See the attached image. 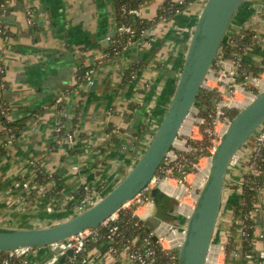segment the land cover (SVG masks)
I'll return each mask as SVG.
<instances>
[{
	"label": "crops",
	"instance_id": "1",
	"mask_svg": "<svg viewBox=\"0 0 264 264\" xmlns=\"http://www.w3.org/2000/svg\"><path fill=\"white\" fill-rule=\"evenodd\" d=\"M200 1L191 0L170 19L155 22L166 0H142L141 18L152 22L151 33L112 57L107 54V36L116 28L114 0L9 3L11 9L4 15L7 29L0 34V64L7 74L5 87L0 88V105L10 104L11 119H21L23 129L4 142L0 117V212L5 214L0 215V224L14 225L4 221L10 217L20 223L14 226H31L25 217L44 213L47 218H66L74 214L81 186L90 185L102 196L125 175L122 164L137 160L169 104L202 3L198 9L194 5ZM244 6L261 9L260 17L245 20L242 16L240 23L259 35L262 49L249 46L247 55L260 62L264 59V0H247ZM30 9L34 24L28 21ZM82 67L93 70L94 88L77 77ZM59 96L63 100L58 102ZM61 118L67 128L76 129L72 143L55 142L54 127ZM32 161L57 178L46 183V192L24 198L13 181L27 173ZM55 184L61 188L55 190ZM34 198L40 199L38 207L21 208V201L33 203ZM237 198L236 191L224 195L214 241L221 240L230 204ZM259 201L261 207L253 219L264 248L263 191ZM158 209L154 200L146 201L135 208V214L145 220ZM158 228L168 232L171 225L163 222ZM89 251L103 264H134L129 246L116 258L108 256L104 242L90 244ZM45 254V249L39 250V255Z\"/></svg>",
	"mask_w": 264,
	"mask_h": 264
},
{
	"label": "water",
	"instance_id": "2",
	"mask_svg": "<svg viewBox=\"0 0 264 264\" xmlns=\"http://www.w3.org/2000/svg\"><path fill=\"white\" fill-rule=\"evenodd\" d=\"M247 0H205L192 27L183 65L169 104L142 153L130 170L93 204L56 223L43 226L0 224V250L21 246L44 247L83 229L99 226L140 192L160 168L175 144L181 127L195 105L203 81L227 41L231 24ZM97 79L91 83L94 88ZM215 99L213 102L215 104ZM264 121V89L231 119L211 154L208 174L189 213L183 212L177 197L160 185L152 188L153 200L166 195L171 205L145 219L146 229L165 222L184 231L178 264H206L221 212L231 158L253 136ZM154 234V239H157ZM72 254L73 251L69 250Z\"/></svg>",
	"mask_w": 264,
	"mask_h": 264
},
{
	"label": "built area",
	"instance_id": "3",
	"mask_svg": "<svg viewBox=\"0 0 264 264\" xmlns=\"http://www.w3.org/2000/svg\"><path fill=\"white\" fill-rule=\"evenodd\" d=\"M186 0H171V2L164 6L162 5L160 7L161 13L159 12L155 18L156 21H166L173 17L176 13L182 11L180 8V4H184ZM11 1H6L3 4L2 12L0 13V16H3L7 13V7H9V3ZM142 3H140L139 6L131 7L128 9V12L138 15L141 17V7ZM124 11H127L126 8H123ZM248 16L251 17H260L259 13L261 9L259 7H255ZM28 21L30 23H34L33 18V12L30 9L28 12ZM7 28V24L5 26ZM151 27H144L141 30V33L138 37H135V28L132 27L130 24H121L118 25L115 28V32L118 31L119 33H127L126 40L122 43L121 49L127 48L130 44H133L139 40H141L144 36H148L151 33ZM109 34L107 36V39L111 43H115L117 39L114 37V34ZM256 36L258 38V34L256 33ZM229 40V36L227 38V41ZM226 41V42H227ZM117 46H114L116 53H120V50L116 48ZM249 48V47H248ZM248 51V50H247ZM246 51V52H247ZM222 52V51H221ZM220 54L214 60L211 68L208 70V73L206 74L204 81H203V87L207 90H211L215 94V104H213V110L209 114L210 121L212 122L213 126L207 125L204 129V132H207L208 135L211 137V144L208 146L211 150V154L216 148L217 144L220 141L221 134L224 132V130L227 128L229 122L231 121V116L226 114V110L229 108L237 107L242 108L245 106L254 96L255 92L247 87L248 83L255 84L259 87V90H261L262 85V78L263 76L260 75H254L251 72L247 73V71H244L239 74V70L244 67V57L243 55L238 56H232V57H223ZM108 54V53H107ZM0 70L4 71V67L2 64H0ZM85 82L87 84H91L93 82V70L91 68L86 69L84 75H83ZM2 88L5 87V83L3 82ZM242 91L247 95L245 97H238L237 92ZM63 96H59L57 101H62ZM196 106V107H195ZM192 110L190 111L189 115L192 112L196 113V116L194 117V121L196 123L193 124V126H197L199 132L201 135L197 136L194 139H202L204 136V132L201 129V125L206 122L207 117L202 116L199 114V106L195 105ZM10 109L11 106L9 103H2L0 105V111L2 114L10 117ZM187 116V117H188ZM185 122V121H184ZM184 125V123H183ZM182 125V128H184ZM65 128V134L63 136L58 137L57 141L60 144H63L65 142L72 143L76 140L77 132L76 129H66V124L62 119H59L54 127V130L56 132H61L62 129ZM181 130L178 136L181 135ZM8 139H12V133L6 134ZM256 147L255 152L253 155V159L250 161L246 168V173L249 174H263L264 171L259 169L256 165V158L261 155V149L264 145V121L261 124L260 128L256 131ZM176 140H179L177 138ZM185 142L187 141L186 138H184ZM176 142V141H175ZM184 142V143H185ZM175 145V144H174ZM187 148L186 151H191L194 149L192 145H190L187 142ZM183 150H175V148L170 149V151L167 153L166 157L164 158V162H167L168 157L173 153V157H171V167H169V171L175 170L174 172H178L177 175H174L173 173L167 174L165 178H161L159 176V173L155 174L151 180L147 183V185L138 192L132 199H130L123 207H129L132 204H135L136 207L141 206L146 201H152L153 196L150 194L152 188L154 186L162 185L164 181H168L170 184L172 182L176 183V185L179 187H184V190L181 192L182 196H179L178 192L172 191V190H165L171 195H174L178 198L180 201V207L183 201V197L185 196V192H188L189 195H191L193 198L192 202H188L191 205V209L195 204L196 196L198 193V190L204 183L206 176L208 174V171H204L202 169V159H211L210 155H203L200 156L198 160H189L187 156L182 154L181 152H186ZM181 159H184V161H180ZM240 161V156L238 152L231 158V162L229 165L230 167H234L238 164ZM173 162V163H172ZM190 167H188V165ZM161 165V170H162ZM210 167V166H209ZM194 175L193 179H189V175ZM34 178V177H33ZM190 181V188L185 187V182ZM30 179L20 181L18 179L14 180L13 186L16 188H29L31 183ZM44 185L40 184V187ZM88 188V187H87ZM264 187L258 188V197L257 201L254 204V209L252 211V214L255 211H258L261 207L259 198L260 193ZM93 188H89L85 195L81 197L78 201V203L75 206V210L81 211L85 209L86 207L93 204L97 199L93 196ZM190 209V210H191ZM186 211L187 213L190 212ZM135 212V209H134ZM118 217V211L111 214L109 217H107L99 226L97 227H89L86 229H83L69 237H66L64 239H59L53 242L48 243L44 247H35L31 245L27 246H21L16 247L13 249L8 250H0V264H103L97 260H94V257L92 254H90L89 251V243L91 241H96L101 238V231L100 226H107L110 225V230L107 235V239L104 241L106 244V251L109 254L111 258H116V255L118 254V248L113 243L114 237L118 234L117 230L119 228L118 224H110L112 221H115ZM142 219V218H141ZM144 220V219H142ZM145 221V220H144ZM168 224V223H167ZM171 225V224H169ZM254 229L256 228V223L254 221L253 223ZM184 231L179 230L178 227L171 225V228L169 231H165L159 228H156L151 231V235L157 234L158 238L157 241L160 243V245L168 250V259L167 264H178V251L176 249L177 246L180 245L183 236H181L180 233ZM175 234L174 238L171 240L169 244H166V239L168 236ZM261 236L264 237V233L261 234ZM149 241V238L147 237L145 240V244ZM215 246L216 248V256L209 259V254L211 247ZM209 250L208 258L206 261V264H227L229 258L227 257V254L225 252V244L220 241H213L212 245ZM45 249L46 254L45 255H39V250ZM256 249V248H255ZM69 250H72L73 253L70 254ZM131 250V249H130ZM248 258H252L254 260V264H264V248H261L260 250L256 249V257L252 253L247 254ZM130 259L134 264H157L156 263V252L154 248L150 246H144L143 250H131L130 251Z\"/></svg>",
	"mask_w": 264,
	"mask_h": 264
},
{
	"label": "trees",
	"instance_id": "4",
	"mask_svg": "<svg viewBox=\"0 0 264 264\" xmlns=\"http://www.w3.org/2000/svg\"><path fill=\"white\" fill-rule=\"evenodd\" d=\"M6 1H12V0H0V13L3 9V4ZM205 1V0H204ZM171 2V0H166V2L163 3L164 6L168 5ZM191 0H186L184 4H180V8L184 9ZM140 3H142V0H114V9H115V21H116V27L121 24H130L132 27L135 28V37H138L141 33V30L144 27H150L152 25V22H146L143 18H141L138 15L132 14L128 12V9L131 7L139 6ZM123 8H126L127 11H124ZM10 6L7 7V13L10 11ZM246 9L243 5L241 9L239 10L237 16L235 17L233 23L231 24L228 32L229 40L224 43L223 49L221 52V55L223 57H232V56H238L243 55L244 60V67L241 68L239 71V74L247 71V73H252L254 75H260L264 71V59H262L260 62L255 61L253 58L249 57L247 55V50L249 46H256L258 49H262L261 45L258 43V38L256 36V31L252 30L248 27H246L241 23V17L244 16V19L246 20L248 15L251 13V9ZM161 13V9L159 10ZM158 12V13H159ZM6 20L3 16H0V34L6 32ZM34 24V23H32ZM114 37L117 39L115 43H111L108 47V56H116L118 53H116L114 46H117L118 50L121 49L122 43L127 38V33H119L118 31L115 32ZM123 51V49L120 50V52ZM216 60V59H215ZM86 67L79 68L77 72V77L81 82L85 81L83 75L86 71ZM134 72L132 71L130 76H134ZM5 83V70H0V88H2V83ZM247 87L251 90H253L255 93L259 92V87L255 84L248 83ZM215 98V94L211 90H207L206 88L202 87L199 95L197 97V101L200 104V111L199 114L202 116H206L207 120L201 125V129L204 132V129L207 125L213 126L212 122L210 121L209 114L213 110V99ZM240 109L237 107L229 108L226 110V114L230 115L231 118H233L237 112ZM0 117L2 119V122L4 124L3 133L5 136L6 134L12 133L13 138L18 134L19 131H21L23 122L21 119H11L10 117L4 115L0 111ZM64 121V118H61ZM260 128V127H259ZM66 129H72L67 128ZM55 131V130H54ZM55 142L58 143L57 139L60 136H63L65 134V128L62 129L61 132L55 131ZM253 137V136H252ZM251 137V138H252ZM250 138V139H251ZM256 137L254 136V140ZM7 143V137L4 141ZM248 142V141H247ZM188 143L194 147L191 151L181 152L185 156L188 157L189 160H198L200 156L203 155H210L211 150L208 146L211 144V137L207 134V132H204V136L202 139H192L190 138ZM61 145V144H60ZM255 152V150H254ZM254 155V153H253ZM241 159V158H240ZM253 159V157H252ZM251 159V160H252ZM256 165L259 169L264 171V145L261 149V155L256 158ZM250 160V161H251ZM180 161H184V159H181ZM248 162V164L250 163ZM165 162L163 161L161 165H163ZM188 167L189 164H187ZM35 171V173H33ZM161 171V167L158 169L156 173H159ZM178 172H174V175H177ZM34 177V178H33ZM56 174L55 173H49L47 172L37 161H32L30 164V168L27 171L26 174L18 175L16 179L23 181L30 179V183L36 182L39 184L44 185L47 183L50 179L56 180ZM88 187V188H87ZM264 187V173L263 174H245V180L242 185V190L240 194H238L237 200L230 204L233 207V211L235 213V221L233 224V228L236 229L238 225H240L241 231L238 235L240 241V244L243 245L244 252L246 253V257L248 253H252L256 257V249L255 245L253 243V235H254V219L252 211L254 209V204L257 201L258 197V188ZM61 187L59 184H55L54 189L59 190ZM89 188H92L89 186H81L79 188L78 192H80V198L85 195L87 190ZM56 193V192H55ZM152 195V190L150 192ZM59 195V193L57 194ZM104 195V194H103ZM102 195V196H103ZM153 196V195H152ZM159 209H167L171 205L170 199L166 195H160L158 200ZM136 208L135 204H132L129 207H122L118 210V217L115 221H112L110 224H118L119 228L117 230L118 234L114 237L113 243L117 246L118 252H120L123 248L126 246H129L131 250H143V247L150 246L154 248L156 252V263L157 264H167L168 259V250L163 248L160 243H158L157 239H154V235H151L152 230L146 229V223L144 220H142L139 216H137L134 212V209ZM110 230V225L107 226H100L101 231V238L96 241H91L90 244H101L107 239V235ZM149 238V241L145 244L146 238ZM236 233L233 232V236L229 238V241L225 244V252L227 254V257L229 258V254L232 251H236L237 247V240H236Z\"/></svg>",
	"mask_w": 264,
	"mask_h": 264
},
{
	"label": "rangeland",
	"instance_id": "5",
	"mask_svg": "<svg viewBox=\"0 0 264 264\" xmlns=\"http://www.w3.org/2000/svg\"><path fill=\"white\" fill-rule=\"evenodd\" d=\"M201 3L203 5L204 0H201L199 4L194 5V8L198 9L200 7ZM188 5L185 7V9L188 7ZM201 8H202V6H201ZM6 75L7 74L5 73V77H6ZM261 76H264V71L261 73ZM260 88L264 89V78L262 80V85H261ZM246 95H247V93L245 94L242 91H238L237 92V96L238 97H245ZM199 109H200V107H199ZM190 116H191L190 119H191L192 123L196 125V123L194 121V117L196 116V113L192 112L190 114ZM10 118H12V117L10 116ZM158 125H159V123H158ZM158 125H157V127H158ZM188 128L191 129V127H188ZM189 129L181 130V135L178 136V138H179L178 141L180 143H182V145L175 143V145H173V148H175L176 151L177 150L186 151V148L188 146L187 142L189 141V139L190 138L194 139L197 136L201 135L199 132H197L199 130V128H197V126H193V128L191 130H189ZM254 136H256V132L253 134V137L251 139H249L248 142L245 143L238 150V154H239L240 158L242 159V161H239L236 166L229 168L228 175H227V178H226V184H227V186H229V188L224 192L225 196L229 195L233 191H236L238 194H240V192L242 190V185H243V182L245 180L246 168L248 166V162L253 157V153H254V150H255V147H256ZM184 138H186V140H187L186 142H185ZM171 157H173V153H171V155L168 157L167 162H165L163 164L162 170L159 172V176L161 178L162 177L165 178V176L167 174L173 173L175 171L174 169L172 171H169V167H171V161H172ZM134 163L135 162L133 161L132 163H128V164L127 163H123L122 164V170L125 171L124 174H126L130 170V168L133 166ZM206 163H207V159H202V164H205L204 168L209 164V163H207V164ZM33 173H35V171ZM193 176L194 175H192V174L189 175V179L192 180ZM119 180L115 181L114 185L117 184V182ZM49 183H50V181L47 184H49ZM13 184H14V181H13ZM47 184L45 183L44 186L40 187L39 183L32 182L29 188H24V189L18 188V189H20L22 197L25 198L27 195L29 196V193H32V192H36L37 194H42V193L46 192ZM85 184H88V183L85 182ZM113 186H111L110 189ZM185 187H189V188L191 187L190 186V181L187 180V182H185ZM262 191L264 193V189H262ZM92 194H93L95 199H97V198L99 199L101 197L99 195V191L98 190H94ZM192 198L193 197L191 195H189L188 192H185V196L182 199L187 200L189 202H192V200H193ZM34 199H35V201L33 203H28V202L26 203L25 201H21V203L23 204L21 206V208L25 209V208H28V207H31V208H34L36 206L38 207V202H39L40 199L39 198H34ZM223 199H224V197H223ZM18 202H19V205H18V203H16L17 205H15V203H9V205L10 204H14L15 208H16L14 210L18 211V210H20L19 206L21 204L20 200ZM179 204H180V201L177 202V206ZM77 212H79V211L75 210L74 214H76ZM2 213L3 212H0V215H5L4 213L3 214ZM74 214H72V215H74ZM65 217L67 218L69 216H65ZM63 219H65V218H63ZM63 219L60 216H58V215L55 216V217L47 218V215L45 213H44V215L37 216L36 218L25 217V221H27V223L29 225L33 226V227L47 226V225L56 223L58 221H61ZM235 219H236L235 218V213L233 211V207H231V209L227 212L226 221L223 224V229L221 231V237H220L221 240L220 241L222 243L226 244L229 241V238L231 236H233V232H234V233H236V237L235 238H236L238 244H237V247H236V251L230 252V254H229L230 257H229V260H228L227 264H254L253 263L254 260L252 258L246 257V253L244 252L243 245L240 244V241H238V239H239L238 235H239L242 227L240 225H238L236 229L233 228V224H234ZM4 221H7L9 223H13L14 225L20 224V223H18V221H14V218H10V217L4 218ZM252 240H253V243L255 245V248L257 247V249H260V248L263 247L262 238L260 237V232L259 231H257V232L254 231V235H253Z\"/></svg>",
	"mask_w": 264,
	"mask_h": 264
},
{
	"label": "bare ground",
	"instance_id": "6",
	"mask_svg": "<svg viewBox=\"0 0 264 264\" xmlns=\"http://www.w3.org/2000/svg\"><path fill=\"white\" fill-rule=\"evenodd\" d=\"M264 78V76H263ZM262 78V80H263ZM191 116H188L184 122V125L182 129H189L188 127H191L192 126V121L190 119ZM192 129V128H191ZM189 129V130H191ZM176 144H180L182 145V143H180L178 140H176L175 142ZM210 162H211V159L208 158L207 159V163H209L205 168V164H203V167L202 169L204 171H208L209 170V166H210ZM206 163V164H207ZM161 187L164 189V190H172V191H175V192H178L179 196H182L181 192L184 190V187H181V186H177L176 183L172 182L171 184L168 182V181H164L163 184L161 185ZM191 209V206H189V204L187 203V200H184L182 201V204H181V210L183 212H186V211H189ZM181 236H183V232L181 233ZM174 238V234L173 235H170L167 237L166 239V243L169 244L171 242V240ZM216 256V248L215 246H212L211 247V250H210V254H209V259L213 258Z\"/></svg>",
	"mask_w": 264,
	"mask_h": 264
}]
</instances>
